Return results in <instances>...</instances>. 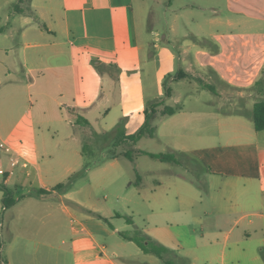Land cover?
Here are the masks:
<instances>
[{
	"label": "crops",
	"instance_id": "crops-1",
	"mask_svg": "<svg viewBox=\"0 0 264 264\" xmlns=\"http://www.w3.org/2000/svg\"><path fill=\"white\" fill-rule=\"evenodd\" d=\"M241 1L226 0L240 17L212 7L208 29L179 45L175 112L156 117L153 137L131 142L122 138L143 124L150 102L134 0H22L19 12L18 0H2L0 140L29 165L11 168V153L7 165L0 159V183L16 188L9 207L0 190V264H264V129L252 121L264 98L255 87L264 77V6ZM160 39L150 29L159 54ZM85 136L98 138L90 161ZM120 144L127 150L116 151ZM140 149L178 162L145 171L153 187L131 186L126 166L144 174L138 161L149 156L124 153ZM191 162L204 186L180 195L174 164L192 171ZM72 176L75 189L64 183ZM58 183L64 188L53 190ZM39 188L51 193L30 194ZM138 230L170 249L168 258L121 236Z\"/></svg>",
	"mask_w": 264,
	"mask_h": 264
},
{
	"label": "rangeland",
	"instance_id": "rangeland-1",
	"mask_svg": "<svg viewBox=\"0 0 264 264\" xmlns=\"http://www.w3.org/2000/svg\"><path fill=\"white\" fill-rule=\"evenodd\" d=\"M259 4V8L264 6V0H252ZM2 0H0V3ZM238 2V0H237ZM242 3V1H241ZM243 6L247 9L250 7L244 0ZM233 6L237 7L233 2ZM134 13L136 18V25L138 29V37L140 44L141 60L143 67V83L145 92L147 95L149 103L162 100V104L158 106V110L162 109L164 106L174 107V101L167 96L166 92L168 89H174L175 80L171 78L174 77L177 73V60L176 52L180 51L179 45L182 42L191 41V33L196 34L197 32L203 33L207 28V19L214 14L212 13V7L219 8L220 14L222 16H228L232 19H237L240 17V14L233 13L228 7L226 0H172L169 3V0H134L133 3ZM4 12V10H3ZM198 24L201 25V30L199 29ZM150 29L158 31L160 33V40L158 41L159 45L162 48V53H156V49H152L150 45ZM234 33L239 32L238 29L233 30ZM207 41L200 38L198 45H207ZM157 95V99H154V95ZM208 97V96H207ZM154 99V100H153ZM201 102H199L200 104ZM204 105V104H201ZM16 117V115H15ZM98 138H92L90 136H85V141L83 143L84 152L87 156V160L90 161V148L97 147L96 141ZM123 139V138H122ZM127 140V139H125ZM119 141V139H118ZM150 142V145L143 144L144 147L150 149H160L161 146H155L154 142ZM101 143V141H100ZM111 145L105 146L110 147ZM127 146L120 144L116 147V151L127 150ZM162 153V152H154ZM4 151L0 149V159H3ZM161 162V161H160ZM5 164L8 162L5 160ZM190 164V163H189ZM89 165V163H88ZM128 165V164H127ZM138 165L140 169L144 171V174L135 172L132 174L129 171L128 166L125 168V179H130L134 182L131 186H135L136 183L142 179V184L147 185V187H153L154 182V173L145 172L148 170H156L159 166V160L150 159L149 157H142L139 159ZM192 171L188 168H184L181 165L174 164V170L179 173L180 176H183L184 180L179 181L180 189L178 192L180 195L187 193H194L201 191V187L204 186L203 178L200 175L198 168L191 162ZM129 171V172H128ZM75 176H72L65 180V185L75 189L78 187V182L76 181ZM2 180V175L0 174V182ZM175 180V179H174ZM85 179H83V182ZM72 182V184H70ZM176 190V185L174 184V192ZM115 205H118L117 202ZM182 205L184 201L181 202ZM7 212V211H6ZM5 212V214H6ZM4 217V216H3ZM138 227H141L142 221L139 218L135 217ZM133 229V227H131ZM137 236L145 235L142 234L139 230L135 232ZM132 248H135V245H131ZM164 258H168L167 255ZM163 258V259H164Z\"/></svg>",
	"mask_w": 264,
	"mask_h": 264
},
{
	"label": "trees",
	"instance_id": "trees-1",
	"mask_svg": "<svg viewBox=\"0 0 264 264\" xmlns=\"http://www.w3.org/2000/svg\"><path fill=\"white\" fill-rule=\"evenodd\" d=\"M22 0H18V2L14 5L13 10L15 12L20 11V3ZM172 0H169V3ZM97 70H101L103 65L96 64L95 65ZM185 76V74H183ZM178 76L176 75L175 78ZM200 83H203L201 80H199ZM209 89L211 88L209 85H206ZM255 87L258 89V92L262 91L264 88V77L262 76L259 80L255 82ZM167 96H169V89L166 92ZM162 104V101H156L153 103H147L146 108H145V119L143 124L138 128V130L127 137H124L123 139H127L131 142H136L142 137H153L155 133V124L154 121L157 116L159 115H171L175 112V108L170 107V106H164L162 109L158 110V106ZM252 121L254 124V127L256 130L264 129V98L257 100L253 104L252 108ZM136 155H147L153 159L159 160L161 162H174L177 163L178 160L176 157L171 154V153H154V152H148L145 150H136L135 152H126L124 153V156H126L129 159H133ZM63 183H58L56 184L52 189L53 190H59L64 188ZM0 190H2L3 195H2V204L4 207H9L11 206L15 200H14V193L16 191V188H9L5 186L4 184L0 183ZM51 193V190L47 191L44 189H37V190H32L30 191V194L35 196V197H44L48 194ZM129 223L130 219L126 218ZM121 236L125 239H128L130 241H133L138 248L143 252V253H149V254H154L160 258H163L165 254H168L171 252L170 249L166 248L165 246H162L160 244H156L152 242L147 236L141 235L137 236V234H127L122 232ZM262 255L264 256V246L262 247L261 250ZM165 264H172L169 260H164Z\"/></svg>",
	"mask_w": 264,
	"mask_h": 264
},
{
	"label": "built area",
	"instance_id": "built-area-1",
	"mask_svg": "<svg viewBox=\"0 0 264 264\" xmlns=\"http://www.w3.org/2000/svg\"><path fill=\"white\" fill-rule=\"evenodd\" d=\"M0 149H2L6 153L13 154V157L10 160V167L14 168L16 166H21L24 170L27 171L28 169V161L26 159L21 160V156L15 152L12 145H10L8 142H5L3 140H0Z\"/></svg>",
	"mask_w": 264,
	"mask_h": 264
}]
</instances>
